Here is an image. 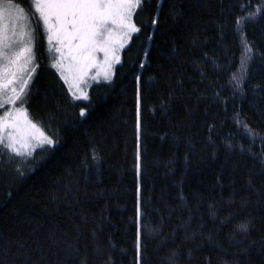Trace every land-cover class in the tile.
Returning a JSON list of instances; mask_svg holds the SVG:
<instances>
[{
  "label": "trees",
  "instance_id": "16d2710c",
  "mask_svg": "<svg viewBox=\"0 0 264 264\" xmlns=\"http://www.w3.org/2000/svg\"><path fill=\"white\" fill-rule=\"evenodd\" d=\"M33 22L53 144L18 170L0 145V264H264V0H141L82 98Z\"/></svg>",
  "mask_w": 264,
  "mask_h": 264
},
{
  "label": "snow or ice",
  "instance_id": "6c2138e0",
  "mask_svg": "<svg viewBox=\"0 0 264 264\" xmlns=\"http://www.w3.org/2000/svg\"><path fill=\"white\" fill-rule=\"evenodd\" d=\"M140 3L141 0H29L30 7L26 11L18 0H0V21H5L7 15L8 21L12 23L11 34L6 26L7 22L0 23V60L6 62L3 64L4 72L6 73L22 56L26 63H31L35 59L33 49L36 29L33 19L36 13L39 14L37 23L42 22L48 32L49 43L55 33L57 42L69 49V55L73 59L87 60L96 51H104L107 56L108 37L114 31L110 25H118L121 29L130 27L138 31L135 25L128 21L131 9ZM32 9H35V12H32ZM13 11L17 13L15 19L12 18ZM122 34L127 36L126 32ZM14 45H19V48L14 49ZM34 70L33 68L32 71ZM3 79L4 77L0 76V80ZM26 86L27 81H24L21 91ZM5 87L6 83H0V90ZM12 90L16 91L15 88ZM18 98L19 96L15 97ZM4 126L5 122L0 121V132ZM32 127L36 128V125L33 124ZM9 139L10 142L4 146L21 155L19 150L15 149V142ZM44 142L53 143L47 137H44ZM0 144H4L3 135H0Z\"/></svg>",
  "mask_w": 264,
  "mask_h": 264
},
{
  "label": "rangeland",
  "instance_id": "374dc122",
  "mask_svg": "<svg viewBox=\"0 0 264 264\" xmlns=\"http://www.w3.org/2000/svg\"><path fill=\"white\" fill-rule=\"evenodd\" d=\"M136 8L137 7H133L131 9V15L128 21L130 24H133ZM12 18H17V13L15 11L12 13ZM35 19L36 21L39 20L38 13L35 14ZM5 22H7L6 26L9 30V34H11L12 23L8 21L7 15L5 21H0V23ZM33 25L35 26L34 22ZM38 25L45 33L46 40L48 41V32L42 22L38 23ZM110 27H113L114 31L111 33V36L108 37L107 56L104 51H96L93 56L89 57L87 60L73 59L69 55V49L59 44L55 38V33H53L54 38L49 44L54 45L55 50L57 48L61 49L60 51L56 50L58 57L56 67L75 98L84 97L85 92L87 93L91 84L98 81H106L111 78L115 65L120 61L122 50L127 46L132 34L135 32V30H132L130 27L124 29H121L118 25H110ZM17 31H19V28H17ZM123 32L127 33L126 37L122 34ZM16 48H19V45H14V49ZM33 52L35 56L34 49ZM4 63L6 62L0 60V76L4 77L3 80H0V83L7 84V87L3 88L0 93V121L5 122L2 132H0V135L4 137V144L0 145L2 147V155L7 160L12 161L18 170L23 169V167L29 163L32 154H34L36 150L44 146H52L53 143L47 144L44 142V137L46 136L44 134L41 136L42 132L37 127H32L33 124L28 119L26 110L23 107V102L34 79L36 71L35 59L31 63H26L22 56L16 63L9 67L6 73L3 69ZM33 68L35 69L34 71H32ZM13 74L15 75L13 76ZM8 81H10V83ZM24 81H27V86L21 91ZM13 88L16 89L15 92L12 90ZM17 96H19V98L15 99ZM10 100L11 102H8ZM18 109L21 111L18 112ZM37 129L39 131H37ZM9 138L15 142V149L19 150L21 155H17L16 151L4 146L10 142ZM8 171L12 173L11 170Z\"/></svg>",
  "mask_w": 264,
  "mask_h": 264
},
{
  "label": "flooded vegetation",
  "instance_id": "af4514ba",
  "mask_svg": "<svg viewBox=\"0 0 264 264\" xmlns=\"http://www.w3.org/2000/svg\"><path fill=\"white\" fill-rule=\"evenodd\" d=\"M0 93H1V90H0Z\"/></svg>",
  "mask_w": 264,
  "mask_h": 264
}]
</instances>
